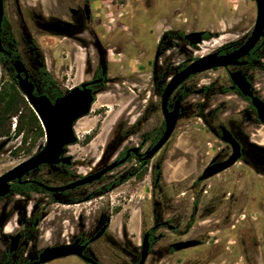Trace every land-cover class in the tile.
Listing matches in <instances>:
<instances>
[{"label":"rangeland","instance_id":"374dc122","mask_svg":"<svg viewBox=\"0 0 264 264\" xmlns=\"http://www.w3.org/2000/svg\"><path fill=\"white\" fill-rule=\"evenodd\" d=\"M70 1L5 0V17L8 29L20 43L22 58L28 68L32 70L34 66L30 48L36 42L46 69L63 91L78 85L85 76H90L87 63L100 62L98 50L104 46L105 56L102 59L111 64L110 82L106 86V94L102 93L98 98L102 101L95 106L92 113L79 120L83 123L82 130L77 133L79 141L70 149L77 167L75 172L80 175L95 172L100 166L98 163L101 162V158L110 159L111 156L106 152L102 155V151L118 128L124 124L126 127L131 126L142 116L147 104L158 99L152 88L150 61L153 60V48L164 28L213 25L211 29L224 36L228 20L226 9L231 10L233 14L237 13L231 15L233 24L241 20L243 13L255 12V4L251 0H134L137 3L134 9H130L133 5V1L130 0H90L95 20L89 25L90 33L84 35L87 43L79 44L68 38L53 36L36 22H46L53 16L64 14L66 8L71 5ZM183 7H187V10ZM129 9L131 13L125 23L123 18ZM118 32L122 34L124 40L121 43L115 38L113 46L121 50L107 51V43ZM220 40H223L221 44L225 42L224 38H219L213 40V43L210 42L212 44L207 43L208 51L205 53H202L203 48H197L196 56L213 52L218 48H213L214 41ZM172 50L176 52L175 49ZM120 52L123 54L118 55ZM190 57L191 54L185 49L182 54L179 52L176 62L186 61ZM220 74L221 71L207 73L201 77L199 83L203 86L215 80ZM16 92H20L18 86L0 65V100L17 97ZM220 99L228 107H235L233 110L241 107L235 99L226 97ZM202 100H204L202 96H194L188 103ZM219 104L218 102L209 104L207 112ZM18 110L17 114L9 116L4 129H0V175L33 156L46 144V135L39 131L29 104L19 103ZM102 111L105 113H101ZM194 117L190 116L182 122V128L173 140V152L178 153L174 160L168 162L169 168L165 175V183L170 186L167 195L173 199L172 204L175 206L173 209H181L188 213L191 211L192 194L195 193L191 187L192 180L202 172L218 149L223 146L209 133L203 122ZM228 118L229 114L221 117L222 120ZM256 129L250 130L252 135L249 137L264 144V127ZM133 142H138V138ZM181 160L183 164H179ZM188 160L190 163H187ZM241 168L242 166L231 173L227 172V175L222 174L211 179L198 189V192L206 196L201 201L204 214H213L208 220L196 222L189 236L201 237L205 231H209L211 236L205 235L209 239L208 243L188 253L165 258L161 263H155L156 258L152 257L149 264H177V260L178 264H264V177L250 172L249 169L243 172ZM43 175L50 176L49 171ZM181 180L182 187H173V184ZM237 180L240 183H236ZM152 191L146 182L143 186L123 187L109 196L100 195L86 207L46 205L50 218L44 223V230L41 232L44 237L41 242L43 246H47L72 241L79 232H83L79 217L85 214L91 227L96 212L101 210L112 216V234H117L124 228L125 231L129 230L126 235L134 237L138 243L140 207H144L146 215L150 214V205L145 206L142 202L149 198ZM181 192L186 193L185 197L176 199V195ZM229 194H233L235 198L229 199ZM43 198L46 199L47 196L39 194L30 199L20 197L5 199L0 202V222L6 215H13V222L16 225L19 217L16 210L20 206L31 210L33 204ZM52 220L53 222L48 224ZM3 239L0 228V251ZM96 252L104 261L127 255L119 248L105 246L103 242L96 247ZM190 259L193 261L187 263ZM199 259L204 262L201 263ZM51 264L83 263L70 257L56 260Z\"/></svg>","mask_w":264,"mask_h":264},{"label":"flooded vegetation","instance_id":"af4514ba","mask_svg":"<svg viewBox=\"0 0 264 264\" xmlns=\"http://www.w3.org/2000/svg\"><path fill=\"white\" fill-rule=\"evenodd\" d=\"M130 1H133V5L130 9H134L137 3H135L134 0ZM251 1L255 4V12L249 14L243 13L241 20L234 24L232 23L231 15H237V13L233 14L231 10L226 9L228 20L224 31L225 37L218 31L211 29L214 27L213 25L210 27L186 25L185 27H168L162 30L153 48V60L150 61L152 88L158 99H156L155 102L148 103L144 108L142 116L131 126L126 127V124H124L118 128V131L112 139H110L107 147L102 151V155L103 152H106L111 156L110 159L103 160V158H101V162L98 163L100 166L95 172L89 174L87 172L82 175L75 172V169H77L75 159L73 154H69V152L70 149H73L71 146L78 144L77 142L74 145L66 147L67 152L62 155V158H71L70 164L60 163L56 166L43 165L38 170L26 175L22 179V183L18 181L11 182L12 187L10 194L1 198L0 202L9 197L30 199L39 194L44 195V197L47 196V198L36 201L31 210H29L28 207L25 208L20 206V208L16 210L17 213H19L16 225L13 222V215H6L2 219L0 228L4 239L3 247L0 251V264H32L40 260L42 253L47 248L71 245L77 240L79 241V246L85 247L83 255L94 260L98 264H139L142 259L144 239L147 235L149 241V254L144 264H149L152 261V257L156 258L155 263H161L165 258L172 257L175 254L188 253L204 247L208 243L209 239L205 235L210 237L211 233L209 231H205L201 237L197 235L192 237L189 236L196 222L208 220L213 214H204L201 201L202 198L206 196L198 192V189L201 186L203 187L207 181L215 179L222 174L227 175V172L231 173V171H235L240 166H242L241 169L243 172H247V169H249L250 172L264 177V144L249 137L252 135L250 132L251 129L257 130V127H264V35L257 41L249 53L232 61L228 67L212 69L189 77L185 82L180 84L169 97L166 108H164L163 96L173 78L198 59L215 53L220 57L233 55L250 41L253 37L258 20L256 1ZM70 2L71 5L66 8L64 14L56 17L53 16L46 22H36L40 26H45L48 30L46 32H49L53 36L68 38L79 44L82 42L86 44L87 40L84 38V35L90 33L89 25L95 20L92 3L90 0H71ZM130 9L123 18L125 23L131 13ZM183 9L187 10V7H183ZM236 11L237 10H235V12ZM4 20H6V17H4ZM11 33L14 41L17 43L16 50L20 58H15L11 43L6 44L3 42L5 53L1 54L5 57L6 64L10 65L11 74L16 81L13 63L16 60H22L23 62L24 60L20 50V43L12 31ZM195 33H202L203 40L201 43L192 45L191 40L187 39V37ZM209 35H211V37L208 38ZM112 38L113 39L106 45L108 48L107 51H120L121 49L115 48L113 44L114 41H116L115 38H118V42L122 43L124 37L118 32ZM219 38H224L225 42L209 54L196 56L198 53L192 51H197V48H200L202 44L210 43ZM99 46H101L100 43ZM172 49H175L176 52L174 53ZM185 49L191 54V57L186 61L176 62L179 52L182 54L185 52ZM30 50L34 57V66L32 70L28 68L25 62L24 63L29 71L30 80L35 84V94L44 95L42 94L44 83L41 69L44 68L47 74L50 76L51 74L46 69L40 57L39 46L36 42L32 44ZM98 51L100 62L95 63L91 61V63H87L89 65L87 69L89 68L90 71V80H83L78 85L68 87L67 90L63 91L60 85L53 79L56 83L55 87L61 90L62 95L60 97L76 87L89 84L86 89L91 90L93 94L97 92L96 95L94 94L95 102L92 106L91 113L99 100L97 94L104 93L105 95L106 86L110 82L109 72L111 71V64L106 63L102 59V57L105 56L104 46H101ZM121 52L118 53V55L123 54ZM193 54L194 56H192ZM0 65L4 70L3 65L1 63ZM216 71H221V74L215 80H211V82L205 83L203 86L200 85L199 82L202 80L201 77L207 73ZM4 72L8 73L11 77L8 71L4 70ZM237 74L243 77L250 85L249 92L251 93V97L244 95L235 84L233 77ZM20 94L24 97L21 91ZM194 96H202L204 100L201 102L196 101L188 103ZM221 97H226L231 100L235 99V102L241 104V107L233 110L235 107H228L227 104L220 99ZM58 98L54 100L51 98L49 99L54 102ZM24 99L26 100L25 97ZM253 99L259 101V108L254 105ZM26 102L28 103L27 100ZM214 102L220 104L207 112L209 104ZM176 107H178L179 114L172 135L158 151L150 155L167 131V115L172 114ZM101 113L104 114L105 111ZM227 114H229L230 118L222 120L221 117ZM190 116H195L194 118L203 122L209 133L222 143L223 146L218 149L217 153L207 163L202 172L192 180L191 187L195 193L192 194L191 211L188 213L181 211V209H173L175 206L172 204L173 199L168 198L167 195L170 186L165 183V175L166 170L169 168L168 162L174 160V157L178 153V151L173 152V140L178 135L179 129L182 128V122L185 119H189ZM222 128H225L239 145L241 158L227 170L206 180H201V177L208 167L228 161L234 153L233 145L222 140ZM75 132L77 135L76 129ZM135 138H138V142H133ZM131 141L133 143H130ZM43 148L38 150L35 154L39 153ZM181 157L182 156H179V158ZM187 163H190V161L188 160ZM179 164H183V161L181 160ZM109 167H112V169L91 183L83 184L62 192H51L48 190V188L56 189L75 184L86 178L97 175ZM46 171H49L50 176L43 175ZM26 181H28V183H25ZM182 181L183 180L177 182V184H173V187H182ZM146 182L151 186L153 191L149 198L142 202V204L145 206L150 205V214L148 213V215H146L144 207H140V225L138 226L140 241L138 243L135 242L134 237L126 235V232H129V230L125 231L124 228L117 234H112V216L100 210L96 212L91 227L88 222L89 219H87L85 214L83 217H79L81 221L79 222L81 223L80 228H82L83 225V232H79L72 241L68 240L67 242H61L57 245L52 244L43 246L41 240L44 236L41 232L44 230L43 226L45 221L50 218L46 205L50 206V204H56L68 208L80 205L86 207L89 202H93L100 195L103 197L109 196L123 187L143 186ZM235 182L240 183L238 180ZM16 187H18L20 191L15 192ZM185 194L186 193L183 192L178 193L175 198L185 197ZM205 194L207 195L208 192H205ZM229 195V199L235 198L233 194ZM44 200L49 201V203ZM10 221H12L14 227V231L11 232L8 231V224ZM52 222L53 220L48 224ZM63 236L65 237V233ZM12 237H19L16 245ZM191 241L199 242V244L179 251L174 248L177 244ZM102 242L105 246L114 249L119 248L124 254H127L126 257L118 258L117 256L113 260L104 261L96 252V247ZM240 245L242 246L241 241ZM71 257L80 260L83 264H92L78 256ZM191 261L193 260L190 259L187 263ZM198 261L201 263L204 262V260L201 259ZM52 262L47 264H51ZM176 263L178 264V260Z\"/></svg>","mask_w":264,"mask_h":264},{"label":"water","instance_id":"95a60500","mask_svg":"<svg viewBox=\"0 0 264 264\" xmlns=\"http://www.w3.org/2000/svg\"><path fill=\"white\" fill-rule=\"evenodd\" d=\"M258 8V20L255 27L253 37L250 41L238 52L230 56L220 57L217 53L208 55L204 58H200L181 73L176 75L173 80L168 85L164 96L163 104L166 108L169 97L176 90V88L185 82L192 75L202 73L217 68L228 67L232 61L237 60L245 56L249 51L255 46L257 41L264 35V0H255ZM5 17L4 0H0V54L5 53L2 41V28ZM45 31H48L45 26H41ZM202 33H195L188 36L187 39L191 40L192 45H196L202 42ZM196 38V39H193ZM14 71L16 73V81L19 90L23 96L28 101L29 105L36 113L39 121L42 124L46 132V145L45 147L34 156L30 157L25 162L19 164L13 169L7 171L5 174L0 176V199L8 196L11 192L12 183L18 181L22 183V179L29 173L38 170L43 165L56 166L60 163L70 164L71 158H62V155L67 152L66 147L74 145L78 142V137L75 132L76 123L83 117L88 116L91 113L92 106L95 102L94 94L86 87L89 84L82 85L81 87H76L71 91L67 92L62 97L52 102L45 95H36L35 84L30 80L29 71L22 60H16L13 63ZM235 84L240 88L242 93L246 96L251 97L249 92L250 85L246 82L243 77L239 74L233 77ZM179 103V102H178ZM253 103L259 108V101L253 99ZM178 107L172 114L167 115V131L158 144V146L153 150L150 155H153L158 151L170 138L175 129L177 119H178ZM223 136L222 140L226 143H231L234 147V153L230 159L226 162L215 164L208 167L205 170L204 175L201 180H206L220 172H223L233 166L241 158V150L239 145L233 139L231 134L222 128ZM3 146V145H2ZM112 167L107 168L101 173L86 178L80 182L72 185H68L62 188H48L51 192H62L68 189H73L77 186L91 183L92 181L99 179L103 174L111 170ZM25 183H28L26 181ZM14 244H17L19 237H12ZM199 242L191 241L187 243H180L175 245V250L179 251L181 249H186L192 246L198 245ZM85 247L79 246V241L71 245H63L58 247L47 248L41 255L38 262L32 264H47L49 262L68 258L71 256H78L92 264H98L94 260L89 259L83 255ZM149 254V241L148 235L145 236L142 259L139 264H144L147 256Z\"/></svg>","mask_w":264,"mask_h":264},{"label":"trees","instance_id":"16d2710c","mask_svg":"<svg viewBox=\"0 0 264 264\" xmlns=\"http://www.w3.org/2000/svg\"><path fill=\"white\" fill-rule=\"evenodd\" d=\"M209 37H211V35H209L208 38ZM2 39H3V42H5L6 44H9V43L12 44V46H13L12 48L14 49V53H15L14 56L16 59H19L20 57H19V54L16 50L17 43L14 41L13 35H12L10 29H8V24H7L6 20H4V23H3ZM0 63L3 65L4 70L8 71L11 74V67H10V65L6 64V59L2 54H0ZM41 72H42V78H43L42 80L44 83L42 94L47 95L49 98H51L53 100L60 97L62 95L61 90L59 88L55 87L56 83L53 80V78L49 74L46 73L44 68L41 69ZM11 77H12L15 85H17L15 78L13 77L12 74H11ZM16 95H17V97L12 96V98H10L9 100H6L4 98L0 100V107H1V110H0V129H4V127L6 126V121L9 118V116L17 114L19 112V110H18L19 103L24 102V103L28 104L26 102V100L24 99V97H22L20 92H16ZM32 115H33V119H34L36 125L38 126L39 131L44 135L45 131H44L37 115L34 113L33 110H32ZM17 191H20L18 187L15 188V192H17Z\"/></svg>","mask_w":264,"mask_h":264},{"label":"bare ground","instance_id":"6f19581e","mask_svg":"<svg viewBox=\"0 0 264 264\" xmlns=\"http://www.w3.org/2000/svg\"><path fill=\"white\" fill-rule=\"evenodd\" d=\"M223 40H220V41H214V44L212 45L213 46V48H215V47H218L219 45H221V42H222ZM213 43V42H212ZM212 43H209V44H212ZM203 49H204V51L202 52V53H205L206 51H208L206 48L208 47V45H207V43H204V44H202V46H201ZM192 50V49H191ZM192 51H194L195 53H198L197 51H195V50H192ZM91 79V77L89 76H85L84 77V81H88V80H90ZM101 94L102 93H98L97 94V98H100V96H101ZM101 101H102V99H101ZM100 100L97 102V104L96 105H98L100 102H101ZM82 127H83V123H81V121H79V122H77V124H76V126H75V129H76V131H77V133L78 132H80L81 130H82ZM71 152H69V154H70ZM0 173H1V170H0ZM14 229V227H13V224L11 223V221H10V223L8 224V230H10V231H12Z\"/></svg>","mask_w":264,"mask_h":264}]
</instances>
